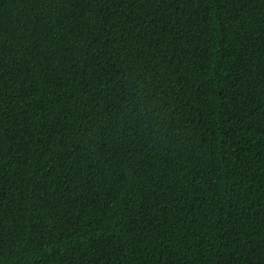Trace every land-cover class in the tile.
<instances>
[{
    "label": "trees",
    "instance_id": "trees-1",
    "mask_svg": "<svg viewBox=\"0 0 264 264\" xmlns=\"http://www.w3.org/2000/svg\"><path fill=\"white\" fill-rule=\"evenodd\" d=\"M0 264H264V0H0Z\"/></svg>",
    "mask_w": 264,
    "mask_h": 264
}]
</instances>
